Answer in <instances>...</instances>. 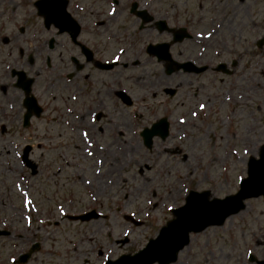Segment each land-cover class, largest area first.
I'll return each instance as SVG.
<instances>
[{"label":"rangeland","instance_id":"rangeland-1","mask_svg":"<svg viewBox=\"0 0 264 264\" xmlns=\"http://www.w3.org/2000/svg\"><path fill=\"white\" fill-rule=\"evenodd\" d=\"M212 1L217 10L207 0H165V8L181 12V19L199 17L196 45L192 43L198 53L209 47L217 54L215 50L227 41L244 52L228 92L223 76L164 77L160 66L140 55V66L117 69L116 79L126 78L133 106L119 102L117 123L109 138L110 129L103 128L101 134L100 123L88 125L92 112L76 114L78 127L38 125V139H26L19 145L20 157L30 146L28 166H37L36 175L31 176L29 167L21 169L13 160L14 139L1 137L0 221L25 243L15 249L20 241L11 236L0 238V264H10L8 259L26 252L35 241L40 249L26 264H103L107 258L144 247L172 218L169 210L183 204L189 190H207L216 198L236 193L239 180L246 175L248 158L257 157L264 144V45L261 50L253 48L256 39L264 38V12L257 15L264 10V0L256 6L254 0H245L240 8L236 7L239 0ZM222 21L226 31L212 28ZM43 36L41 40L46 41L50 34ZM188 45L184 42L182 46ZM30 54L32 49L21 55L20 66L37 76L40 87L52 91L59 82L44 70L45 55ZM134 57L138 58L131 54L125 60L131 63ZM10 83L5 81L6 93ZM160 117L169 120V137L164 142L154 140L147 150L139 132ZM95 197L99 201L96 209L107 219L85 224L63 220L53 225L61 214L73 212L71 208L93 206L90 202ZM248 254L264 258V200L260 198L249 200L245 210L222 228L192 235L176 264H250Z\"/></svg>","mask_w":264,"mask_h":264},{"label":"flooded vegetation","instance_id":"flooded-vegetation-1","mask_svg":"<svg viewBox=\"0 0 264 264\" xmlns=\"http://www.w3.org/2000/svg\"><path fill=\"white\" fill-rule=\"evenodd\" d=\"M40 1L0 0V139L2 136L10 140L13 138V143L38 139V125L44 128L78 127L75 124L76 114L89 112L93 113L89 126L100 123V131L114 128L119 102L125 107L133 106V103L129 106L128 101H122L120 94H129L126 78L116 79L117 69L138 67L145 58L150 64L160 66L164 77L171 60L200 65L205 68L201 74L221 75L228 80L227 92L231 76H235L236 68L243 59L244 52L230 47L228 41L220 44L215 50L217 54L209 47L198 53L192 43L196 45L198 31L195 21L199 17L195 14L190 19H181V12L165 8V0H64L67 16L57 24L49 21L48 25L39 16V3L47 5L49 13L52 9L58 14L61 12L58 7L52 6L55 0H44L43 4ZM207 1L217 10L212 0ZM254 1L255 6L261 4V0ZM243 2L245 0H239L236 7L240 8ZM223 6L221 11L224 13L226 3ZM263 12L259 11L257 15ZM216 23L212 24V28L226 31L223 21ZM7 25L14 29L13 40L6 39ZM181 28L189 33V37L180 39L184 36L179 30ZM37 32L40 36H50L46 41L41 40L44 36H36ZM184 42H189V45L183 47ZM259 43L256 39L253 48L261 50ZM163 44H169V60L164 49L157 52L149 48ZM30 49L32 54L29 56L45 55L44 70H49L51 77H57L59 83L52 91H48V86L40 87L35 78L37 76H31L20 66L21 55ZM118 50H122L121 54ZM131 54L138 58L134 57L135 60L129 63L125 59ZM32 61L30 58L29 63ZM29 63L26 64L30 67ZM14 71L24 74L20 83L24 87L27 80L32 79L30 93H25L24 87L15 85ZM174 72L175 75L187 74L181 70ZM190 75L193 78L198 76ZM108 76L112 79L106 80ZM7 80L11 82L8 93ZM32 99L40 108L39 112ZM44 138L52 139L48 136Z\"/></svg>","mask_w":264,"mask_h":264},{"label":"water","instance_id":"water-1","mask_svg":"<svg viewBox=\"0 0 264 264\" xmlns=\"http://www.w3.org/2000/svg\"><path fill=\"white\" fill-rule=\"evenodd\" d=\"M168 124L160 120L151 129H145L141 136L149 144L153 136L164 138ZM264 197V145L259 159L251 158L247 164V178L240 183L238 192L222 200H209L208 192H190L185 205L173 212L174 219L160 229L158 236L134 256H122L115 262L106 264H168L176 260L177 252L189 241V233L199 232L211 225H221L225 218L243 209V201L249 198ZM89 216H85L88 220ZM84 219V218H83ZM28 255L21 258L25 262Z\"/></svg>","mask_w":264,"mask_h":264},{"label":"snow or ice","instance_id":"snow-or-ice-1","mask_svg":"<svg viewBox=\"0 0 264 264\" xmlns=\"http://www.w3.org/2000/svg\"><path fill=\"white\" fill-rule=\"evenodd\" d=\"M110 14H111V13H110ZM72 99L75 100L76 97L73 96ZM199 107H200L201 110H203L205 106H204V104H200ZM193 115H195V113H193ZM181 123H183V121H181ZM83 135H84L85 137H87L88 133L85 132V133H83ZM246 152H247V150H245V154H246ZM87 154H88V156H92V153H91V152H88ZM96 163H101V161L97 160ZM97 174H98V173H97ZM89 183H90V181H89Z\"/></svg>","mask_w":264,"mask_h":264}]
</instances>
